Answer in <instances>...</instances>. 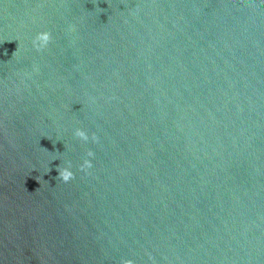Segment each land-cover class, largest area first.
Segmentation results:
<instances>
[{
	"label": "water",
	"instance_id": "1",
	"mask_svg": "<svg viewBox=\"0 0 264 264\" xmlns=\"http://www.w3.org/2000/svg\"><path fill=\"white\" fill-rule=\"evenodd\" d=\"M127 262L264 264V0H0V264Z\"/></svg>",
	"mask_w": 264,
	"mask_h": 264
},
{
	"label": "clouds",
	"instance_id": "2",
	"mask_svg": "<svg viewBox=\"0 0 264 264\" xmlns=\"http://www.w3.org/2000/svg\"><path fill=\"white\" fill-rule=\"evenodd\" d=\"M49 38L50 37L47 32L38 33L35 39L33 40V46L39 50L40 48H43L47 45ZM74 135L78 137L80 140L85 141V142H87L90 139L88 132L81 128L75 129ZM91 139L93 141L96 140V137L94 134L91 137ZM87 156L88 157L93 156V153L91 150H89V152L87 153ZM91 166H92V161L90 159H85L83 163L80 165L82 169L90 168ZM58 172H59L58 176H60V178L65 182L70 180L73 175L70 167H66L62 170L58 168ZM127 264H131V262H127Z\"/></svg>",
	"mask_w": 264,
	"mask_h": 264
}]
</instances>
